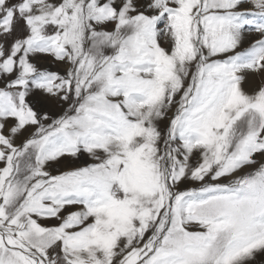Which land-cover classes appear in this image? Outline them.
Here are the masks:
<instances>
[{
  "label": "snow or ice",
  "instance_id": "snow-or-ice-1",
  "mask_svg": "<svg viewBox=\"0 0 264 264\" xmlns=\"http://www.w3.org/2000/svg\"><path fill=\"white\" fill-rule=\"evenodd\" d=\"M0 264H264V0H0Z\"/></svg>",
  "mask_w": 264,
  "mask_h": 264
}]
</instances>
